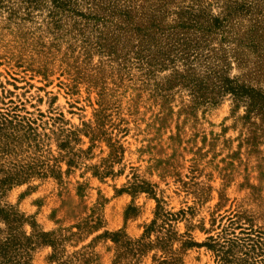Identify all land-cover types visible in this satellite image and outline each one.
I'll return each instance as SVG.
<instances>
[{
  "label": "rangeland",
  "instance_id": "374dc122",
  "mask_svg": "<svg viewBox=\"0 0 264 264\" xmlns=\"http://www.w3.org/2000/svg\"><path fill=\"white\" fill-rule=\"evenodd\" d=\"M0 264H264V0H0Z\"/></svg>",
  "mask_w": 264,
  "mask_h": 264
},
{
  "label": "trees",
  "instance_id": "16d2710c",
  "mask_svg": "<svg viewBox=\"0 0 264 264\" xmlns=\"http://www.w3.org/2000/svg\"><path fill=\"white\" fill-rule=\"evenodd\" d=\"M236 91H238V90H236ZM236 93H238V92H236ZM240 95H243V94H240ZM223 251V250H222ZM223 259H225V256H223Z\"/></svg>",
  "mask_w": 264,
  "mask_h": 264
}]
</instances>
